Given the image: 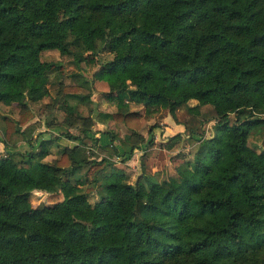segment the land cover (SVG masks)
Segmentation results:
<instances>
[{
    "label": "trees",
    "instance_id": "1",
    "mask_svg": "<svg viewBox=\"0 0 264 264\" xmlns=\"http://www.w3.org/2000/svg\"><path fill=\"white\" fill-rule=\"evenodd\" d=\"M101 46L111 56L96 64ZM51 49L76 66L95 63L90 79L61 83L59 60L40 56ZM92 80L106 83L102 98L115 107L95 120L128 130L111 144L122 161L142 142L141 113L175 118L182 106L199 114L210 105L212 133L187 129L191 158L163 179L129 181L112 161L82 152L92 119L68 99L88 101L90 90H78ZM46 96L64 116L49 113L45 127L58 131L37 139L21 126ZM0 103L22 107L16 119L2 115V145L15 132L28 143L0 155V264H264V151L246 142L264 126V0H0ZM79 123V133L68 131ZM60 137L74 143L47 164L48 143ZM31 190L62 197L33 206Z\"/></svg>",
    "mask_w": 264,
    "mask_h": 264
},
{
    "label": "rangeland",
    "instance_id": "2",
    "mask_svg": "<svg viewBox=\"0 0 264 264\" xmlns=\"http://www.w3.org/2000/svg\"><path fill=\"white\" fill-rule=\"evenodd\" d=\"M71 48L74 49L73 46H71ZM40 56L43 59L59 60L63 69V75L60 76L61 83L73 84L75 82H78L79 77L90 79L91 71L94 67H96V64H98V62L100 61L110 58L111 53L107 52V47L101 46V49L95 54V58H93L95 59L96 64L93 62L90 64H86L80 61L78 63V66L75 65L70 54H60L55 49L43 50L41 51ZM79 66H82V69ZM74 73L75 75H72ZM77 74H80V76ZM87 86L88 85L81 86L78 91L81 94H85L90 90L88 101L77 102L74 99H68L69 103L76 104L77 111L82 115L90 116L89 120L91 118L92 123L88 126L91 130L89 132L91 135L94 134L96 130L111 129L115 135V138L111 142L113 145L116 144L118 146V141L122 139V137L128 130L125 129L120 123L107 121L101 124L100 122H97L95 120V113L97 110H114V105L104 101L101 95V92L107 88L106 83L102 80H92L89 83L90 89H88L89 87ZM55 89L56 86L53 85L50 89L51 95H54ZM56 93L60 95H57V98L60 99L62 97L61 92L57 91ZM44 102L49 103L44 106ZM194 102V99L188 100V104H193ZM30 108L33 111V116L27 121L25 125H22L21 128L26 130V133L30 134L31 136L39 134L37 136V139L41 137L46 138L49 136V133H51L52 135L56 134L58 128L54 129L45 127V118H48L49 113H51L57 119H61L62 116H64L63 111L58 108V103H55L52 98L46 96L41 100V102L31 105ZM21 109L22 107L15 103H0V139L3 138V129L5 126L2 115H6L11 119H16L18 112ZM166 113L167 112L165 110H161L156 114L151 115L153 116V119L150 118L151 116H145L141 113V126L138 132L141 133L143 139L140 145L133 150L130 158L126 159L125 161L121 160V155H116V153L111 148V144L101 147L97 144L92 143L93 141L91 137H82V152L86 157H88V159H99L103 156L106 159L112 161L113 166L121 168L126 172L129 181H133L142 173L152 175L158 180L163 179L168 175L173 174L175 167L180 164L183 159L185 160L191 158V155L196 146V141L193 138L186 136L187 129L191 128L197 131H202L204 136H209L212 133L214 122L213 120H210V118H212L213 116V110L210 105L200 106L199 114H192L190 112H187L184 106L177 109L175 111V119L181 123L180 126H177L169 118L164 120V122L161 124L160 121ZM151 124H154V126H156L151 130L152 135L147 133L148 127ZM79 126H81L80 123L77 127L71 126L68 128V131L73 134L79 133ZM179 128L180 131H178ZM175 132L180 133L179 139L175 141L172 147H170L169 149L163 147V142L166 140V138L171 134H174ZM150 136L152 137V141L144 146V141ZM105 140L110 141L108 135L102 137V140L100 142H103ZM6 141V147H4L0 142V155L3 154L5 150H23L28 148V143L24 139H21L20 134L16 132L12 133L10 138ZM246 142L256 151H264V126L261 128V131L258 134H249L246 138ZM73 143L74 141L67 140L64 137H60L58 140L51 141V143H48V148L50 151L45 157H43V161H45L47 164H50V162L53 161V159L59 154L58 148H60L61 145H71ZM32 145L36 146L37 141H32ZM86 167L87 163L79 168L77 174L84 172ZM90 176L91 175L89 174L87 175V181H84L82 188L84 189V187L89 184L93 185L94 190L87 193L88 200L92 202L93 200L98 198V195L96 194L97 186H94V183L90 181ZM61 197L62 196L60 192L31 190L29 193V200L33 206L51 204L56 200L61 199Z\"/></svg>",
    "mask_w": 264,
    "mask_h": 264
},
{
    "label": "crops",
    "instance_id": "3",
    "mask_svg": "<svg viewBox=\"0 0 264 264\" xmlns=\"http://www.w3.org/2000/svg\"><path fill=\"white\" fill-rule=\"evenodd\" d=\"M51 50H53V49H51ZM97 81V80H96ZM105 101V100H104ZM107 102V101H106ZM109 103V102H108ZM111 104V103H110ZM114 110H115V107H114ZM113 110V111H114ZM142 115H145V116H150V115H147V114H145V113H142ZM150 118H152L153 119V116H151ZM167 118H169V119H171V121H173L177 126H180L181 125V123L180 122H178L174 117H172L170 114H165L164 116H163V118L161 119V121H160V123L162 124L163 122H164V120H166ZM101 124H103V123H101ZM99 128V127H98ZM55 129V128H54ZM57 129V128H56ZM106 130V129H105ZM105 130H96V132H94V134H90L89 132V135H91L92 137H96L97 138V143H99V144H106V145H108V144H112V142H110V141H103V142H100L101 140H102V137H104V136H107V134H105L103 131H105ZM178 131H180V128H179V130ZM176 133V132H175ZM141 134V133H140ZM172 135V134H171ZM91 137V138H92ZM95 142V141H94ZM119 142V141H118ZM96 143V144H97ZM99 144H97V145H99ZM106 145H104V146H106ZM116 145V144H115ZM117 146V145H116Z\"/></svg>",
    "mask_w": 264,
    "mask_h": 264
}]
</instances>
